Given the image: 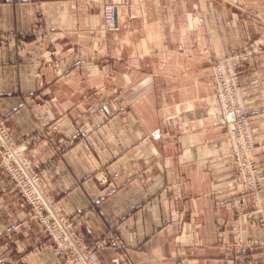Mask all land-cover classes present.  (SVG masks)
<instances>
[{
  "label": "crops",
  "instance_id": "1",
  "mask_svg": "<svg viewBox=\"0 0 264 264\" xmlns=\"http://www.w3.org/2000/svg\"><path fill=\"white\" fill-rule=\"evenodd\" d=\"M257 18L264 0H0V117L17 139L46 119L28 150L45 188L86 240L112 233L125 244L100 251L99 264H234L235 163L214 120L211 61ZM240 79L264 207V53ZM10 187L0 174V257L59 264L55 249L34 250L44 237ZM238 223L258 242L250 263L264 264V224Z\"/></svg>",
  "mask_w": 264,
  "mask_h": 264
},
{
  "label": "built area",
  "instance_id": "2",
  "mask_svg": "<svg viewBox=\"0 0 264 264\" xmlns=\"http://www.w3.org/2000/svg\"><path fill=\"white\" fill-rule=\"evenodd\" d=\"M102 14L105 27L114 29L113 5L105 4ZM259 24L260 30L255 33L257 37L252 40L251 50L240 51L243 55L232 50L223 57L214 59L211 66V76L215 82L214 120L225 135L229 154L235 163V187L239 193V197L231 202L236 226L231 228L229 248L233 251L231 258L234 264H252L250 250L258 244L243 237L238 219L264 224V207L260 202L262 176L254 159L258 145L240 82L244 65L256 62L258 55L264 52V21ZM2 44H7V37L0 35V45ZM38 122L39 128L35 133L17 139L0 117V174L10 182V192L17 196L27 209V220L35 225L44 237V242L34 250L55 249L59 264H99L97 255L100 251L107 248L125 251V244L117 234L111 233L97 240H86L78 230L80 218L64 213L47 191L40 163L33 164L28 156L29 148L44 139L46 134V119ZM65 150L64 145L56 152L59 155ZM105 180L104 177L100 179L101 182ZM5 237L0 227V240ZM24 263L23 259L16 258L15 253L9 249L0 257V264ZM118 264L131 262L121 255Z\"/></svg>",
  "mask_w": 264,
  "mask_h": 264
},
{
  "label": "rangeland",
  "instance_id": "3",
  "mask_svg": "<svg viewBox=\"0 0 264 264\" xmlns=\"http://www.w3.org/2000/svg\"><path fill=\"white\" fill-rule=\"evenodd\" d=\"M246 16H247V18L248 19H250L252 22H254V16L255 15H253V14H250V13H248V14H246ZM261 21H264V19H261V18H257V20H256V22H257V25H258V28H257V30H255L254 28H251V29H253V30H250V32H248V34H247V37L244 39V41H243V43H241V45H239V46H237V47H235L233 50L234 51H239V54L240 55H243V53L242 52H240V51H244V52H247V51H249V50H251V48H250V45H251V43L253 42L252 40H254L257 36H256V32L257 31H259L260 30V22ZM262 27V26H261ZM231 52V51H230ZM229 53V52H228ZM228 53H226V54H228ZM261 53H264V52H261ZM260 53V54H261ZM225 54V55H226ZM259 54V55H260ZM221 58V57H220ZM214 60V59H213ZM213 60L211 61V66H212V62H213ZM255 64H256V62H253V63H251V64H246V65H244L245 67L241 70V71H244V70H246V69H248V68H252V67H254L255 66ZM241 75V74H240ZM240 82H241V79H240ZM241 85H242V82H241ZM242 89H243V86H242ZM243 93H244V91H243ZM244 95V94H243ZM245 100H246V98H245ZM246 106H247V101H246ZM39 118V120L41 121L42 120V117H38ZM51 143V146L52 147H54V150L55 151H57V149H61V147L63 146L64 147V143H57V142H54V141H52V142H50ZM62 153H64V152H62ZM61 153V154H62ZM61 154H59V156L61 155ZM102 177H104V176H102ZM105 178V177H104ZM234 187H235V185H234ZM235 189H236V187H235ZM236 191H237V189H236ZM237 197H239V193H238V191H237V196H236V198ZM18 256V255H17ZM17 258H20L19 256L17 257Z\"/></svg>",
  "mask_w": 264,
  "mask_h": 264
},
{
  "label": "water",
  "instance_id": "4",
  "mask_svg": "<svg viewBox=\"0 0 264 264\" xmlns=\"http://www.w3.org/2000/svg\"><path fill=\"white\" fill-rule=\"evenodd\" d=\"M114 25H116V21H115V13H114Z\"/></svg>",
  "mask_w": 264,
  "mask_h": 264
}]
</instances>
